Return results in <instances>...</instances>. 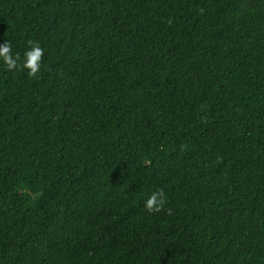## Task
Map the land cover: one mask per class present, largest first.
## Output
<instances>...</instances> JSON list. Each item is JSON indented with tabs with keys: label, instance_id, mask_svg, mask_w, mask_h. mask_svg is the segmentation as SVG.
Listing matches in <instances>:
<instances>
[{
	"label": "trees",
	"instance_id": "16d2710c",
	"mask_svg": "<svg viewBox=\"0 0 264 264\" xmlns=\"http://www.w3.org/2000/svg\"><path fill=\"white\" fill-rule=\"evenodd\" d=\"M30 40L38 78L0 61V264H264V0H0Z\"/></svg>",
	"mask_w": 264,
	"mask_h": 264
},
{
	"label": "clouds",
	"instance_id": "9594fccd",
	"mask_svg": "<svg viewBox=\"0 0 264 264\" xmlns=\"http://www.w3.org/2000/svg\"><path fill=\"white\" fill-rule=\"evenodd\" d=\"M201 13L203 9L200 10ZM30 45L29 50L24 53L23 64H18L20 60V54L13 55L12 45L9 41H5L0 44V61L6 66L9 71L22 67L27 71V75L30 78H38V74L41 72V62L44 56V50L39 44H34L31 40L28 41ZM166 203V194L162 189L152 192L149 198L145 201V209L150 213H158L164 210Z\"/></svg>",
	"mask_w": 264,
	"mask_h": 264
}]
</instances>
